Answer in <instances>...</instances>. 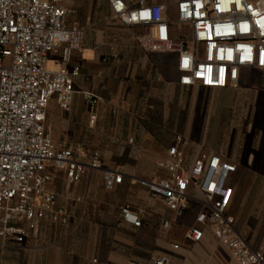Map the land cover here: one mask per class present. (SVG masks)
<instances>
[{
    "label": "built area",
    "instance_id": "built-area-1",
    "mask_svg": "<svg viewBox=\"0 0 264 264\" xmlns=\"http://www.w3.org/2000/svg\"><path fill=\"white\" fill-rule=\"evenodd\" d=\"M71 0H0V247L22 245L42 223L67 225L58 205L54 172L65 173L68 186L92 172L102 171L103 186L112 191L123 175L105 170L98 151L82 145L55 143L45 129L46 109L55 99L69 111L80 94L96 122L95 110L102 98L91 91H76L79 67L67 68L74 52H80L87 26L68 22L74 14ZM109 19L124 27L145 31L136 38L148 53L173 57L181 88L217 91L237 90L242 71H254L264 82V0H176L171 7L155 0H105ZM246 26V27H245ZM52 62L59 66L48 70ZM180 136L156 163L155 180H137L149 197L175 218L191 205L201 209L195 227L185 233L199 243L206 230L225 247L237 264H264V242L253 249L237 230L231 205L237 165L218 155H189ZM201 198L188 197V189ZM121 220L142 226L143 210L125 204ZM171 222L160 221L169 230ZM264 239V237H263ZM177 251L176 243L169 245ZM90 264H97L94 259ZM135 264V263H129ZM167 264L164 257L147 263Z\"/></svg>",
    "mask_w": 264,
    "mask_h": 264
},
{
    "label": "crops",
    "instance_id": "crops-1",
    "mask_svg": "<svg viewBox=\"0 0 264 264\" xmlns=\"http://www.w3.org/2000/svg\"><path fill=\"white\" fill-rule=\"evenodd\" d=\"M83 1L67 4L68 8L74 3V14L68 22L77 21L87 30L80 52L72 54L66 67H79L75 90L94 92L102 103L95 110L96 122L91 125V111L80 94L74 96L69 111H62L51 99L45 129L55 143L82 145L89 152H100L103 169L119 171L123 180L107 191L102 171H98L68 186L65 173L53 171L57 202L64 209L68 224L44 222L22 245L8 243L0 247V264H90L94 259L97 264H137L147 263L152 257H164L167 264H223L220 258L201 256L218 252V248L226 253L227 264H237L208 230L199 243L186 240L185 233L195 227L200 206L191 205L175 218L136 181H152L161 174L156 163L166 158L167 149L177 136L187 142L184 148L189 155H218L252 171L264 167V82L256 72L242 71L237 90L212 91L220 99L208 104L203 132L193 139L179 132H164L156 124L160 117L170 116V108H174V125L185 109L180 89L186 88L177 84L173 57L170 56L173 75L165 79L163 64L169 55L143 51L136 42L145 33L143 29L111 21L105 0H97L96 5L87 3V11ZM80 4L84 8L80 9ZM99 7L102 11L96 10ZM49 64L52 70L59 67L51 61ZM191 105L198 110L199 103ZM188 197L201 198L193 188L188 189ZM241 199L235 190L231 209L235 210ZM125 204L144 211L140 228L121 220L119 209ZM162 219L171 222L169 230L160 228ZM179 223L189 227L180 232L175 225ZM172 243L179 246L177 251L170 249Z\"/></svg>",
    "mask_w": 264,
    "mask_h": 264
},
{
    "label": "rangeland",
    "instance_id": "rangeland-1",
    "mask_svg": "<svg viewBox=\"0 0 264 264\" xmlns=\"http://www.w3.org/2000/svg\"><path fill=\"white\" fill-rule=\"evenodd\" d=\"M130 1L134 3L137 0ZM174 1L176 0H155V2L168 4L170 7ZM90 2L96 5L97 0H84L83 4H86V6H84L86 11L87 5ZM73 5L74 3L71 4L68 9L71 10ZM84 7L80 4V9ZM96 10L102 11V8L99 7V9ZM45 67L48 70H52V66L49 62L45 65ZM173 72L174 63L173 59L169 56L168 59L164 60L163 64V74L165 79H171ZM180 91L182 93L180 98L182 97L181 100L184 101L185 109L184 111H180L178 121L173 125L172 120L176 118L175 113L177 111L171 107L170 116L165 118H162L161 116L156 124L159 125L164 132H169L171 134L172 132H179L193 139L194 136H197L204 130L205 114L207 113L206 110L208 104L211 101H218L220 96H218L217 93H213L208 90L180 89ZM193 102L199 103L198 110L197 107L196 110H193V106L191 105ZM174 127L178 128L175 129ZM241 145L242 143H239V147H241ZM262 148H264V146ZM233 183L235 184L236 190L242 199L238 206H235V210L233 208L231 209V215L235 218L239 231L254 247L258 248L263 245L264 242V167H261L260 170L252 171L248 170L243 165H239L237 174L233 179ZM175 225L178 227V231L180 230V232L189 227L188 224L183 223ZM201 256L205 258H220L223 264L229 263L226 253H223L219 248L218 252H214L211 255L208 254Z\"/></svg>",
    "mask_w": 264,
    "mask_h": 264
},
{
    "label": "snow or ice",
    "instance_id": "snow-or-ice-1",
    "mask_svg": "<svg viewBox=\"0 0 264 264\" xmlns=\"http://www.w3.org/2000/svg\"><path fill=\"white\" fill-rule=\"evenodd\" d=\"M246 27V26H245Z\"/></svg>",
    "mask_w": 264,
    "mask_h": 264
}]
</instances>
